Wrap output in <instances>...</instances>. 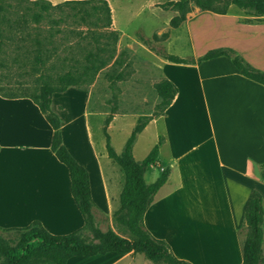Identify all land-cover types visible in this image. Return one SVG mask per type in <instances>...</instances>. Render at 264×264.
<instances>
[{
	"label": "crops",
	"instance_id": "1",
	"mask_svg": "<svg viewBox=\"0 0 264 264\" xmlns=\"http://www.w3.org/2000/svg\"><path fill=\"white\" fill-rule=\"evenodd\" d=\"M182 25L191 55L177 56L194 62L163 58L164 78L178 91L133 147L134 158L142 161L163 138L158 161L148 168L145 179L150 174L154 182L164 169H171L144 215V225L155 238L166 241L178 259L242 264L246 206L256 189L264 199V85L244 76L226 56L198 59L210 50L231 49L264 71V15L234 5L225 14L195 6ZM56 97H71L72 117L63 115L66 108L56 103ZM88 100L87 94L68 88L53 94L51 108L61 120L64 145L88 170L94 215L104 213L119 233L113 214L124 176L108 157L105 136L92 123ZM118 119L107 132L120 153L133 127L122 146L115 147L112 133L123 130L116 129ZM53 132L31 98L0 94V234L33 221L57 235L84 226L71 193L69 170L51 149ZM262 248L264 256V240ZM136 255L74 256L67 264H134Z\"/></svg>",
	"mask_w": 264,
	"mask_h": 264
},
{
	"label": "trees",
	"instance_id": "2",
	"mask_svg": "<svg viewBox=\"0 0 264 264\" xmlns=\"http://www.w3.org/2000/svg\"><path fill=\"white\" fill-rule=\"evenodd\" d=\"M194 3L202 10L225 14L232 5L254 15H264V0H176L168 5L178 12L171 19V26L178 27L191 11ZM70 17L78 26L95 29L89 33L90 43L98 50H105L118 41V35L111 30V8L106 0H68L53 4L48 0H0V68L6 67L2 55L13 54L12 62L27 66V74H38L35 80L37 90L30 92L27 81H10L9 87L0 86V94L8 98L29 97L40 108L54 132L51 149L69 170L71 193L84 218V226L72 233L57 235L49 232L39 221H33L26 227L7 230L19 235L17 241L0 234V264H67L74 256H93L107 252L144 253L151 261L161 264H191L178 259L169 244L155 238L144 225V215L154 202L159 189L167 181L171 169H164L152 183L145 179V173L159 158V145L163 138L152 148L149 154L137 161L133 147L138 135L152 119L138 117L132 131L120 153L114 149L111 137L104 129L107 154L116 163L124 176L119 197V207L114 211L113 219L124 225L131 237H125L112 228L102 231L97 225L93 213V200L90 189L88 170L78 163L63 143L61 120L52 111L54 93L66 91L75 86L88 74L85 65L77 62L75 67L58 68L54 63L57 55L56 37L63 29L59 27ZM82 32H79V35ZM111 40L103 42L102 39ZM162 58L176 63H193L177 55L160 52ZM219 56L232 60L238 70L246 77L264 85V71L250 65L241 55L231 49L210 50L198 61H205ZM89 56H87L88 58ZM116 60L112 68L119 64ZM116 77H112L113 81ZM1 81V76H0ZM12 83V84H11ZM12 85V86H10ZM161 98V110L164 114L172 103L178 89L173 82L164 78L156 84ZM264 199L259 190H254L245 210V237L242 241L243 263L264 264ZM93 235L94 242L86 240L85 233Z\"/></svg>",
	"mask_w": 264,
	"mask_h": 264
},
{
	"label": "rangeland",
	"instance_id": "3",
	"mask_svg": "<svg viewBox=\"0 0 264 264\" xmlns=\"http://www.w3.org/2000/svg\"><path fill=\"white\" fill-rule=\"evenodd\" d=\"M48 1L58 4L68 0ZM106 1L111 8V30L118 35L116 44H112L105 50H98L94 44L90 43L88 37L89 33L96 30L78 26L72 18L67 17L66 22L59 25L63 32L56 37L57 55L54 63L58 68L75 67L77 62L87 67L89 73L79 84L70 88L88 95L92 123L103 135L104 129H107L114 118H119L115 126L116 129L123 128V130L112 133L113 144L119 148L128 137L138 117L147 116L158 119L163 113L161 98L156 90V84L164 79L163 58L158 53H172L185 57L190 56L191 52L183 22L178 27L171 26V19L178 12L173 10L168 2L176 0ZM195 6L198 7L194 3L190 4L191 11ZM79 32L82 33L79 35ZM175 38L178 41H175ZM102 40L111 42L105 38ZM7 52L2 55L6 67L0 68V86L8 88L10 81L13 83L24 75L23 78L27 81L30 92L37 90L38 84L35 80L39 73L27 74L29 68L13 63L11 49L8 48ZM116 60L120 61L113 69L112 66ZM112 77L116 78L112 81ZM57 100L66 108L62 112L63 115L72 117L75 106L71 97L68 99L56 97V103ZM80 120L76 118V122ZM145 144L146 138L142 140L140 146L143 147ZM118 174H120L119 170ZM146 179L149 182L153 181L150 174L146 176ZM102 205L105 207L104 200ZM95 218L100 230L106 231L111 228L110 221L104 213L95 211ZM114 224L120 235L131 237L124 225L117 224L115 221ZM244 232L245 230L242 234ZM84 235L87 241L94 242L91 233L87 232ZM4 236L14 242L19 238L16 232H6ZM136 254L137 260L134 264H161L149 260L144 253Z\"/></svg>",
	"mask_w": 264,
	"mask_h": 264
},
{
	"label": "water",
	"instance_id": "4",
	"mask_svg": "<svg viewBox=\"0 0 264 264\" xmlns=\"http://www.w3.org/2000/svg\"><path fill=\"white\" fill-rule=\"evenodd\" d=\"M255 174H256L257 176H259L258 168H256V170H255Z\"/></svg>",
	"mask_w": 264,
	"mask_h": 264
}]
</instances>
